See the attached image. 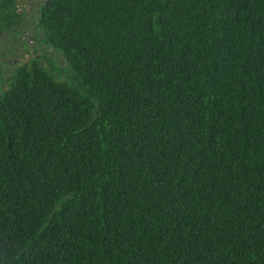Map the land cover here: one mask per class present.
<instances>
[{"label":"trees","instance_id":"1","mask_svg":"<svg viewBox=\"0 0 264 264\" xmlns=\"http://www.w3.org/2000/svg\"><path fill=\"white\" fill-rule=\"evenodd\" d=\"M24 15L0 0V31ZM35 19L1 76L0 264H264V0Z\"/></svg>","mask_w":264,"mask_h":264},{"label":"flooded vegetation","instance_id":"2","mask_svg":"<svg viewBox=\"0 0 264 264\" xmlns=\"http://www.w3.org/2000/svg\"><path fill=\"white\" fill-rule=\"evenodd\" d=\"M45 0H28L29 7L31 8L28 14L25 13L24 8L18 9L23 10L25 15L22 18L15 19L12 25L13 30L10 33H3L0 31V35L3 36L5 41L1 43L0 48V83H2V75L7 77L9 69L19 63L17 57H7V52L10 50L14 56L22 54L24 51H28V55L25 58L27 61L32 55L36 56L42 53L43 48L46 47V43L42 39V33L39 27L35 26V15L37 14L38 8ZM26 32H30L27 36V40H23V36ZM13 48V49H12ZM12 49V50H11ZM9 62L6 66L5 63Z\"/></svg>","mask_w":264,"mask_h":264},{"label":"rangeland","instance_id":"3","mask_svg":"<svg viewBox=\"0 0 264 264\" xmlns=\"http://www.w3.org/2000/svg\"><path fill=\"white\" fill-rule=\"evenodd\" d=\"M18 5H19V8H24L26 11H25V13L26 14H28V12H29V10L31 9L30 7H29V2H28V0H18ZM28 34H30V32H26L25 34H24V36H23V40L24 41H26L27 40V36H28ZM5 38L3 37V36H1L0 37V48H1V43L3 42V41H5L4 40ZM13 49V48H12ZM11 49V50H12ZM12 51H8L7 52V57L6 58H9V57H17L18 58V61H20V60H22V59H24V57H26L27 55H28V51L26 50V51H24L22 54H19V55H17V56H14V54L13 53H11ZM5 65L6 66H8L9 65V62H7V63H5ZM3 86V84L2 83H0V88Z\"/></svg>","mask_w":264,"mask_h":264}]
</instances>
